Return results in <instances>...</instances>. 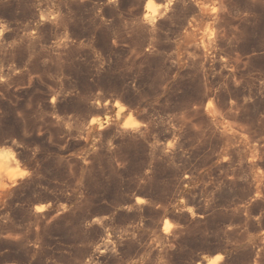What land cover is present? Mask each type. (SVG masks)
Wrapping results in <instances>:
<instances>
[{"label": "rangeland", "instance_id": "obj_1", "mask_svg": "<svg viewBox=\"0 0 264 264\" xmlns=\"http://www.w3.org/2000/svg\"><path fill=\"white\" fill-rule=\"evenodd\" d=\"M0 162V264H264V0H0Z\"/></svg>", "mask_w": 264, "mask_h": 264}, {"label": "bare ground", "instance_id": "obj_2", "mask_svg": "<svg viewBox=\"0 0 264 264\" xmlns=\"http://www.w3.org/2000/svg\"><path fill=\"white\" fill-rule=\"evenodd\" d=\"M169 1H171V0H169ZM199 1H200V0H199ZM200 6H201V5H200ZM202 6H203V5H202ZM203 44H204V43H203ZM212 98H213V97H212ZM214 99H215V98H214ZM214 99H213V100H214ZM213 100H212V101H213ZM216 102H217V101H216ZM219 102H220V101H219ZM115 103H116V102H115ZM213 103H214V102H212L211 105L209 104V105L207 106V109L210 110V111H212V112H215V113H216V112L220 113L221 110H220V109L218 110L217 107H216V104H217V105H219V104H218V103H216V104L214 103V105H213ZM220 103H221V102H220ZM116 104H118V103H116ZM222 104H223V103H222ZM225 106H226V105H225ZM219 108H221V106H220ZM222 108H223V107H222ZM221 114H222V112H221L220 114H218V115H221ZM222 116H223V115H222ZM222 116H220V118H221ZM214 118H215V117H214ZM214 121H215V120H214ZM224 121H225V120H224ZM215 123H217V122H215ZM100 126H101V125H100ZM7 153H9V151H8ZM10 153H11V152H10ZM10 153H9L8 155L12 157V155H11ZM5 154H6V153H5ZM5 154H4V155H5ZM8 155H6V156H8ZM9 156H8V157H9ZM8 159H9V158H8ZM10 160H11V159H10ZM0 163H1V162H0ZM7 163H8V162H7ZM0 165H2V164H0ZM6 166H7V165H6ZM1 169H2V168H1ZM13 170H15V169H12V171H13ZM10 171H11V170H10ZM16 173H18V172H16ZM9 174H10V173H9ZM11 174H12V173H11ZM11 176H12V175H11ZM13 176H14V175H13ZM16 177H17V176H16ZM12 178H13V177H12ZM14 178H15V177H14ZM15 182H16V181H15ZM15 182H14V183H15ZM5 186H6V185H5Z\"/></svg>", "mask_w": 264, "mask_h": 264}, {"label": "snow or ice", "instance_id": "obj_3", "mask_svg": "<svg viewBox=\"0 0 264 264\" xmlns=\"http://www.w3.org/2000/svg\"><path fill=\"white\" fill-rule=\"evenodd\" d=\"M218 259H219V257H218Z\"/></svg>", "mask_w": 264, "mask_h": 264}]
</instances>
